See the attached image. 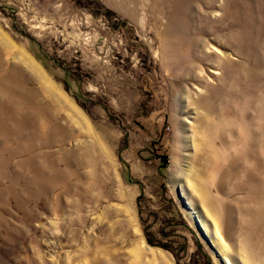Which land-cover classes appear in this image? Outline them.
I'll return each instance as SVG.
<instances>
[{"label":"rangeland","instance_id":"374dc122","mask_svg":"<svg viewBox=\"0 0 264 264\" xmlns=\"http://www.w3.org/2000/svg\"><path fill=\"white\" fill-rule=\"evenodd\" d=\"M4 38L51 87L0 84V264H264V0H0Z\"/></svg>","mask_w":264,"mask_h":264},{"label":"bare ground","instance_id":"6f19581e","mask_svg":"<svg viewBox=\"0 0 264 264\" xmlns=\"http://www.w3.org/2000/svg\"><path fill=\"white\" fill-rule=\"evenodd\" d=\"M0 41H2V40H0ZM7 51H9L13 54V58L18 62V65H17V68L11 69L9 74H5L2 76L0 75V84H3V83H8L9 85L18 84V85L24 87L25 86L24 80H25L26 82H28V81L43 82L45 87H51L47 83V81L45 80L43 75L40 73L38 68L29 60V58H27V56L25 54H23L21 51H19L14 46V44H12L6 38L3 39V43L0 45V71H1V68L5 65V62L1 57V53H5ZM15 73L22 76V77L24 76L25 78L22 79L21 81H19L18 83H15L11 79V76L15 75Z\"/></svg>","mask_w":264,"mask_h":264},{"label":"water","instance_id":"95a60500","mask_svg":"<svg viewBox=\"0 0 264 264\" xmlns=\"http://www.w3.org/2000/svg\"><path fill=\"white\" fill-rule=\"evenodd\" d=\"M175 193H176V196H177V199H178V202L181 206V209H187V204H186V201L184 200L183 196L181 195V192H180V189L176 186V190H175ZM184 212V211H183ZM186 215V214H185ZM196 230V229H194ZM202 232V231H201ZM202 237H203V240L206 242L205 244L207 245V247L209 248V250L212 252V254L214 255L215 258H218V260L222 263H223V258L221 255H219V253L217 252V250L215 249V247L211 244L210 242V239L209 237L207 236V234L203 231L202 232ZM198 236H200L198 234ZM206 239V240H205ZM203 241V242H204ZM232 261V260H231Z\"/></svg>","mask_w":264,"mask_h":264}]
</instances>
